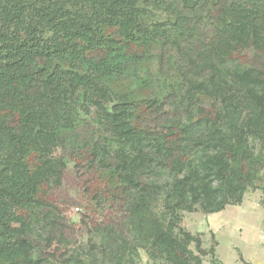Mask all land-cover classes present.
Listing matches in <instances>:
<instances>
[{"label": "trees", "instance_id": "obj_1", "mask_svg": "<svg viewBox=\"0 0 264 264\" xmlns=\"http://www.w3.org/2000/svg\"><path fill=\"white\" fill-rule=\"evenodd\" d=\"M172 51L180 81L161 95L150 63ZM70 167L104 211V263L143 247L203 264L182 212L264 196V0H0V264L87 263L31 235L56 226ZM115 205L127 233L102 220Z\"/></svg>", "mask_w": 264, "mask_h": 264}, {"label": "rangeland", "instance_id": "obj_2", "mask_svg": "<svg viewBox=\"0 0 264 264\" xmlns=\"http://www.w3.org/2000/svg\"><path fill=\"white\" fill-rule=\"evenodd\" d=\"M179 68H183L180 55L173 51L167 55L166 59L165 56H163V58L159 60L155 59L151 61L150 69L153 71L154 80L156 84L158 83L161 95L171 90L173 85L179 84ZM83 114L82 118L89 122L90 118ZM83 129H86V126H83ZM152 170L153 172L149 181L160 183L162 182V178L163 183L169 184L171 180H173L172 176L159 173L157 169ZM88 177L87 174L85 175L84 172L76 168L70 167L67 170L65 178L59 186L57 197L56 195L52 197L55 201V207H57L59 211L55 213L56 226L52 228L48 225L47 221L44 220L41 224L34 227L35 230L32 231L31 235L35 246L37 249L41 250L42 255L45 257L51 258L53 255L56 260L62 261L63 258H67L69 254L75 252L79 260L86 261V264H89L87 258L92 260V256L94 255H97V259L100 261V263L96 264H116L117 261L111 262L112 258L110 252L107 255L108 262H103L104 251L101 248L100 242L105 236L101 234V231H96L93 221H98L100 215L104 211L100 208H96L95 205L92 204L89 195H87L83 189L85 186L81 187L80 185V183H83V180L88 179ZM258 183L261 185L264 184V169L260 173V182ZM263 198L264 196L261 189H249L241 205L226 206L225 209L222 210L223 212L220 211L207 214L200 208L196 212H182L181 216L186 228L193 234L201 236L203 249L208 252V254L202 258L203 264H222L215 255V247L218 241L211 231L210 220L214 222L213 220L218 218V221H222L223 219H220L221 217H228L224 212L228 213L229 216L240 215L241 217V215H243L246 218V224L250 225V228L252 227L251 230L258 226L260 230L264 232V216H261L264 215ZM153 207L156 209V212H160L161 206H159L157 202L153 204ZM124 216V211L115 205L113 210L107 211V217L102 220L107 222L106 224L117 226V228H121L126 232V217ZM238 224L239 222L237 221L233 223L234 226H238ZM227 232L228 230L223 231L225 234ZM190 249L195 250V245L191 244ZM236 251L240 260L246 264L239 245H237ZM121 264L167 263L161 259L152 258L146 248L138 247L137 253L134 255L131 253L128 254L125 257V261Z\"/></svg>", "mask_w": 264, "mask_h": 264}, {"label": "crops", "instance_id": "obj_3", "mask_svg": "<svg viewBox=\"0 0 264 264\" xmlns=\"http://www.w3.org/2000/svg\"><path fill=\"white\" fill-rule=\"evenodd\" d=\"M224 214H227L228 217H221L222 221H218L216 218L213 220L214 222L211 220L209 222L211 231L218 241L215 247L216 258L222 264H244L236 251L237 245H239L246 264H264V232L258 226L251 230L252 227L250 228V225L246 224V218L243 215L240 217V215L229 216L226 212ZM236 221L239 222L238 226L233 225ZM224 230H228V232L225 234Z\"/></svg>", "mask_w": 264, "mask_h": 264}]
</instances>
